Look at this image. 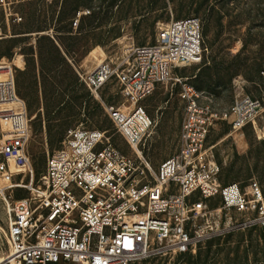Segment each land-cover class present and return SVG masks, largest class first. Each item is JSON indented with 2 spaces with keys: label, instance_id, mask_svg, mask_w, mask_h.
Returning a JSON list of instances; mask_svg holds the SVG:
<instances>
[{
  "label": "built area",
  "instance_id": "1",
  "mask_svg": "<svg viewBox=\"0 0 264 264\" xmlns=\"http://www.w3.org/2000/svg\"><path fill=\"white\" fill-rule=\"evenodd\" d=\"M23 1L0 0L7 24L22 22L14 6ZM204 53L201 20H172L159 29L155 44L133 47L121 62H102L79 74L101 103L102 90L118 84L127 106L104 109L135 157L114 147L106 132L71 128L38 183L27 151V107L12 67L0 62V125L6 129L0 141V201L8 243L0 264H141L192 254L224 232L258 228L264 236L262 188L255 181L248 189L223 184L222 168L207 149L215 124L226 122L240 132L258 119L262 106L246 96L219 110L210 94L174 77L180 67L201 64ZM173 80L184 111L178 152L154 170L143 150L156 124L142 104ZM16 175H22L19 184ZM18 190L28 197L17 199ZM213 200L218 208L211 207ZM223 215L228 227L221 230ZM233 216L241 223L232 228Z\"/></svg>",
  "mask_w": 264,
  "mask_h": 264
},
{
  "label": "rangeland",
  "instance_id": "2",
  "mask_svg": "<svg viewBox=\"0 0 264 264\" xmlns=\"http://www.w3.org/2000/svg\"><path fill=\"white\" fill-rule=\"evenodd\" d=\"M14 12L22 22L7 24L0 10V62L11 66L21 81L18 96L30 120L27 151L36 183L45 173L48 157L62 148L71 128L106 132L114 147L135 157L104 109V105H126L118 84L111 82L102 90L101 103L79 74L93 71L102 62L119 63L130 56L133 47L155 44L159 29L172 20L198 18L203 24V62L176 69L174 77L212 95L219 110L246 96L260 101L256 124L234 132L228 123L218 122L209 134L207 149L222 168L223 184L248 189L255 181L264 193V0H25L14 6ZM79 13L81 22L75 29L72 25ZM61 60L67 64L57 74L63 85L53 88L44 72ZM144 102L142 106L153 111L164 106L173 113L167 133L159 137V128H155L143 150L156 170L178 152L183 121L180 88L170 81ZM5 131L0 125V141ZM21 179L22 175H16L14 182L19 184ZM28 195L25 190L15 192L17 199ZM211 207L218 208V200ZM222 219L221 230L228 227L225 215ZM233 220L232 228L241 223L235 216ZM4 231L6 216L0 201V257L8 251ZM258 234V228H244L213 235L192 255H200L199 264H264V242ZM177 258H168L166 264H175Z\"/></svg>",
  "mask_w": 264,
  "mask_h": 264
},
{
  "label": "trees",
  "instance_id": "3",
  "mask_svg": "<svg viewBox=\"0 0 264 264\" xmlns=\"http://www.w3.org/2000/svg\"><path fill=\"white\" fill-rule=\"evenodd\" d=\"M48 41H49L51 49L56 53L57 56H60L59 49L57 48L55 43L49 39H48ZM66 67H67V64H66L65 60H61L56 66H54V68H47L46 72H44L46 74L45 80L47 81V84H49L53 88L56 87L57 85H63L62 81L58 80L57 74L59 73V69L60 70L65 69ZM42 69L44 71V68H42ZM263 72H264V70H263ZM48 78H50L51 81H49ZM16 84H17V93L19 95L18 89H20V87H21V81L18 80L17 78H16ZM190 84H192V83H190ZM192 85L198 91L203 92L199 88H197L194 84H192ZM258 239H260L264 242V236L261 232H260V234H258ZM199 257H200L199 254H198V256H193L192 254L179 256L176 259L175 264H199L200 263ZM207 258H208V256H206L204 263L208 262ZM167 262H168V258H165V259H153L150 261H145L141 264H166Z\"/></svg>",
  "mask_w": 264,
  "mask_h": 264
},
{
  "label": "crops",
  "instance_id": "4",
  "mask_svg": "<svg viewBox=\"0 0 264 264\" xmlns=\"http://www.w3.org/2000/svg\"><path fill=\"white\" fill-rule=\"evenodd\" d=\"M151 97H149L148 99H150ZM146 100L144 102V105L146 103ZM181 104H182V102H181ZM144 108L147 111L148 115L151 117V119L155 122V124H156V127L155 128H159V130H158L159 131L158 136L159 137L164 136L165 133H167V130L169 129L170 124L172 123V119H173V117H172L173 116L172 110L170 108L168 109L167 107H164V106L159 107L157 109V111H153L151 109H148L146 106H144ZM182 112H183V116H184L183 104H182ZM181 126H182V123H181ZM180 131H181V127H180ZM180 131H179V135H180Z\"/></svg>",
  "mask_w": 264,
  "mask_h": 264
},
{
  "label": "bare ground",
  "instance_id": "5",
  "mask_svg": "<svg viewBox=\"0 0 264 264\" xmlns=\"http://www.w3.org/2000/svg\"><path fill=\"white\" fill-rule=\"evenodd\" d=\"M21 58H22V57H21ZM255 122H256V120L254 121V123H253V124H256ZM10 164H11V163H10ZM11 166H12V168H15V167H14V165H13V163H12V165H11ZM12 170H13V169H12ZM13 172H14V170H13ZM18 172H19V171H18ZM2 231H3V230H2ZM4 235H5V231H4ZM0 244H1V243H0ZM3 250H4V249H3ZM0 251H1V250H0ZM4 252H5V251H4ZM0 256H1V255H0ZM0 258H2V257H0Z\"/></svg>",
  "mask_w": 264,
  "mask_h": 264
}]
</instances>
